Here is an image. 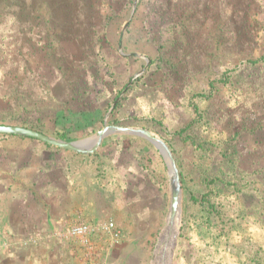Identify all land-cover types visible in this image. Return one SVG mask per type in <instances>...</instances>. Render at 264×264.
<instances>
[{"label": "rangeland", "instance_id": "374dc122", "mask_svg": "<svg viewBox=\"0 0 264 264\" xmlns=\"http://www.w3.org/2000/svg\"><path fill=\"white\" fill-rule=\"evenodd\" d=\"M136 11L158 52L123 31ZM188 23L204 35L200 49H171ZM121 34L123 49L110 41ZM263 56L264 0H0V64L23 71L12 85L24 83L27 102L67 84L76 105L107 100L100 127H144L170 146L181 210L162 264H264V60L251 62ZM89 162L87 206L28 236L1 233L0 264H158L171 214L165 155L116 133ZM80 224L83 237L71 233Z\"/></svg>", "mask_w": 264, "mask_h": 264}, {"label": "crops", "instance_id": "0c3cea01", "mask_svg": "<svg viewBox=\"0 0 264 264\" xmlns=\"http://www.w3.org/2000/svg\"><path fill=\"white\" fill-rule=\"evenodd\" d=\"M203 4L205 7V2ZM217 7L220 12L219 2ZM136 13L133 14L123 31L130 29V37L136 38L133 41L152 43L151 48L158 52L159 47L156 46L154 37L157 33H153L146 20L143 18L144 20L141 21L142 18ZM137 21L142 23L146 34L139 33L134 27ZM189 23L186 24L187 28ZM173 33L176 35L170 41V47L173 50L200 49L199 45L202 44V38H204L203 33L198 29L188 28L187 31L177 30ZM119 39L120 47L123 49L125 43L123 34ZM156 55L155 52L154 56L150 54L149 57H156ZM153 62L157 64V60ZM159 72L154 71L155 74ZM167 76L168 73L165 77L161 76L165 78L164 82L168 81ZM146 84L147 87L151 85L150 81ZM105 100L95 107L92 103H88L87 109L85 108L87 112L85 120L75 122L73 118L79 115L76 112L80 106L69 97V102L64 103L66 109L71 110L67 116L66 126L67 129L78 132L80 136L77 135L71 140L56 135L54 137L72 142L94 136L104 127H100V123L106 122L110 114L112 115L111 110L107 114H104L102 110ZM63 126L65 125L60 119L56 130L63 132L61 130ZM109 136L105 137L96 152L91 154L57 147L32 137L14 134L0 136V234L10 238L14 234L17 239L19 230L21 235L28 236L31 231L36 232L40 228L59 226L66 217L78 212L82 206H87L86 192L93 184L92 166L89 159L101 154ZM29 254L32 252L29 251Z\"/></svg>", "mask_w": 264, "mask_h": 264}, {"label": "trees", "instance_id": "16d2710c", "mask_svg": "<svg viewBox=\"0 0 264 264\" xmlns=\"http://www.w3.org/2000/svg\"><path fill=\"white\" fill-rule=\"evenodd\" d=\"M93 2V1H92ZM94 6V3H92ZM96 4V3H95ZM137 12V11H136ZM137 14V13H136ZM139 15V14H138ZM122 16L111 17V20L107 24L106 35H112L113 29L117 24L123 19ZM135 18V17H134ZM134 22V21H132ZM114 35V32H113ZM119 38L116 39L112 36L110 37L111 44L119 42ZM3 58L0 59V61ZM6 60V59H3ZM264 60V56L257 60H252L254 65L260 63ZM2 64V63H1ZM0 64V124L7 125H20L24 127H29L35 130H38L47 134H54L58 137L64 138L66 140L74 139L77 135L80 134L76 131L67 129L66 122L68 121V114L71 112L70 109H66L64 103L69 102L70 99H76V92L71 90V88L65 84L64 89L62 90V95H55V91L51 90L50 97L47 98V103L45 99H32L30 102L25 100V97H22L24 93L22 89H25L24 83L22 81L18 82L19 88H13L15 80L22 78L24 76L23 71L21 73L18 67L11 66L3 67ZM20 73V74H19ZM142 77L136 78L131 87L138 85L139 80ZM144 83H147L144 81ZM22 88V89H20ZM20 94V96H19ZM65 101L63 102V100ZM82 99H85L82 96ZM85 101V100H84ZM82 102L80 108L77 110V118H73L75 122H81L80 120H85L87 114V102ZM86 108V109H85ZM61 119L63 128L60 132L56 130L57 123ZM51 132V133H50ZM78 133V134H76ZM82 135V134H81ZM0 136H7V134H0Z\"/></svg>", "mask_w": 264, "mask_h": 264}, {"label": "water", "instance_id": "95a60500", "mask_svg": "<svg viewBox=\"0 0 264 264\" xmlns=\"http://www.w3.org/2000/svg\"><path fill=\"white\" fill-rule=\"evenodd\" d=\"M127 134L133 136H140L150 140L166 157L168 162L170 176H171V214L170 221H173L176 216L179 215L181 210V180L179 171L176 165V160L173 156L170 146L159 136H157L151 130L144 127H134L125 125H105L101 130L90 138H85L77 141H65L51 135L45 134L38 130L19 126V125H7L0 124V134H14L26 137H32L40 139L48 144L65 148L68 150L82 152V153H95L100 146L102 140L111 134Z\"/></svg>", "mask_w": 264, "mask_h": 264}, {"label": "bare ground", "instance_id": "6f19581e", "mask_svg": "<svg viewBox=\"0 0 264 264\" xmlns=\"http://www.w3.org/2000/svg\"><path fill=\"white\" fill-rule=\"evenodd\" d=\"M179 219L178 216H176V218H174L173 221H170L171 223L169 224L168 228H166L164 234L161 237V241H160V245H159V249L157 251V259H158V264H162L161 262V258L163 255L164 250L167 248L168 244L171 242V240L173 239L175 232L178 228V224H179Z\"/></svg>", "mask_w": 264, "mask_h": 264}, {"label": "built area", "instance_id": "2783aa9c", "mask_svg": "<svg viewBox=\"0 0 264 264\" xmlns=\"http://www.w3.org/2000/svg\"><path fill=\"white\" fill-rule=\"evenodd\" d=\"M88 226L86 224H80L78 226H75L72 230L71 233L73 235H78L80 237L85 236L88 233Z\"/></svg>", "mask_w": 264, "mask_h": 264}]
</instances>
